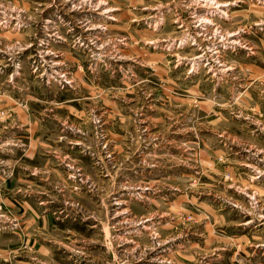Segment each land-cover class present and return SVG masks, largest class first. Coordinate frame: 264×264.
I'll return each instance as SVG.
<instances>
[{
    "label": "rangeland",
    "instance_id": "rangeland-1",
    "mask_svg": "<svg viewBox=\"0 0 264 264\" xmlns=\"http://www.w3.org/2000/svg\"><path fill=\"white\" fill-rule=\"evenodd\" d=\"M0 264H264V0H0Z\"/></svg>",
    "mask_w": 264,
    "mask_h": 264
}]
</instances>
